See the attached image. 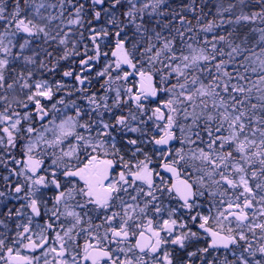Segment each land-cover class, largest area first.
<instances>
[{
  "label": "snow or ice",
  "instance_id": "1",
  "mask_svg": "<svg viewBox=\"0 0 264 264\" xmlns=\"http://www.w3.org/2000/svg\"><path fill=\"white\" fill-rule=\"evenodd\" d=\"M0 264H264V0H0Z\"/></svg>",
  "mask_w": 264,
  "mask_h": 264
}]
</instances>
